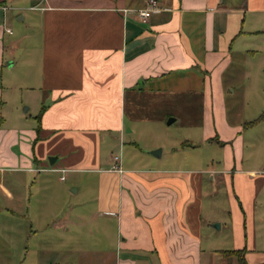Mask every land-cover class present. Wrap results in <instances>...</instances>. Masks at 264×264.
<instances>
[{
	"label": "crops",
	"instance_id": "obj_1",
	"mask_svg": "<svg viewBox=\"0 0 264 264\" xmlns=\"http://www.w3.org/2000/svg\"><path fill=\"white\" fill-rule=\"evenodd\" d=\"M143 2L0 0V204L21 212L32 203L37 210L42 223L28 234L49 238L34 243L43 254L37 264H54L53 252H60L59 264H242L228 252L239 248L244 260L243 245L209 242L225 227L207 207L226 168L206 183L208 165L117 159L114 167L101 149L128 131L126 93L131 101L133 93L169 90L180 77L190 86L197 81L194 71H201L206 102L207 71L227 66L234 40L245 31L246 10L256 20L252 29L264 33V0H156L157 8L140 20L135 9ZM15 64L21 69L9 71ZM48 156H54L51 163ZM58 168L80 173V194L77 176L59 194L48 182L27 183L30 174ZM245 172L255 180V169ZM57 178L63 184L67 175ZM229 184L239 219L240 203L252 209L258 186L244 192ZM55 200L57 208H50Z\"/></svg>",
	"mask_w": 264,
	"mask_h": 264
},
{
	"label": "rangeland",
	"instance_id": "obj_2",
	"mask_svg": "<svg viewBox=\"0 0 264 264\" xmlns=\"http://www.w3.org/2000/svg\"><path fill=\"white\" fill-rule=\"evenodd\" d=\"M16 11L13 9L10 12L9 28L15 23ZM251 15V12L245 11L242 23L245 31L234 40L227 66L222 71H207V76L211 73L212 77L209 79L211 89L208 85L206 102L199 84L201 71H194L197 81L190 86L185 83L186 77H180L174 87L170 86V89L174 88L173 92L166 87L158 93L137 92L130 96L131 101L127 100L129 93H126L125 117L128 121L124 131H128L123 133L122 139L104 144L101 153L106 157L109 154L110 163L114 162L112 156L116 155L118 161L135 165H208L211 171L207 173L206 183L209 174L226 168L227 178L210 192L209 197L213 201L207 207L210 216L223 217L225 227L216 232L217 237L210 236L209 242L218 240L223 248L243 245L245 264H264V33L252 29L256 20L251 19ZM19 69L21 67L15 64L9 71ZM25 106L26 103H22L21 109ZM31 111V105L28 110L25 109L26 114H31ZM168 117L172 120L166 122ZM248 120L253 122L246 124ZM217 138L221 139V144ZM157 148V154L150 152ZM248 168L255 169V180L247 176L245 169ZM8 173L6 177L11 182V172ZM60 173L67 175L63 184L57 178ZM79 174L72 171L41 172L36 176L30 174L27 183L30 180L48 182L59 194L61 187L74 186V183L66 181L77 176L81 185L78 195L82 192V177ZM262 178L263 182L256 185ZM229 182L233 188L238 183L239 189L244 192L251 185L258 186L252 209L244 199L240 203L242 213H239V219L232 210L233 190L227 187ZM218 197L220 200L216 205L214 201ZM57 203L52 201L50 208H57ZM8 206L15 208L13 203ZM24 208L21 212L9 211L0 204V264H37V259L42 258V253L33 249L34 243L49 238L41 232L28 234L30 228L35 229V225L42 221L38 220L37 210L34 213L32 203L25 204ZM212 223L218 222L214 220ZM51 238L57 243L60 240L58 236ZM51 256L55 261L52 263H60V252H53ZM228 263L231 264L230 259Z\"/></svg>",
	"mask_w": 264,
	"mask_h": 264
},
{
	"label": "built area",
	"instance_id": "obj_3",
	"mask_svg": "<svg viewBox=\"0 0 264 264\" xmlns=\"http://www.w3.org/2000/svg\"><path fill=\"white\" fill-rule=\"evenodd\" d=\"M3 9L7 8L8 6L7 5H2L1 6ZM157 8V3H156V0H144L143 4L136 8L135 9V14L136 16L138 17V19L140 20H144L148 15L149 13L152 11V10H155ZM5 31H8V27H5ZM112 159L113 161L115 162L118 158L116 155H113L112 156ZM113 166L116 167L117 165L115 163H113ZM58 170L60 172L63 171L62 168H58ZM59 179H62L63 178V174L60 173L58 175Z\"/></svg>",
	"mask_w": 264,
	"mask_h": 264
},
{
	"label": "trees",
	"instance_id": "obj_4",
	"mask_svg": "<svg viewBox=\"0 0 264 264\" xmlns=\"http://www.w3.org/2000/svg\"><path fill=\"white\" fill-rule=\"evenodd\" d=\"M252 122H253V120H248L245 123L246 124L247 123L249 124V123H252ZM219 143L221 144V141H219ZM242 251H243V248H239V249L229 250L228 252L236 254L239 262L243 264L244 263V260H243L242 253H241Z\"/></svg>",
	"mask_w": 264,
	"mask_h": 264
},
{
	"label": "water",
	"instance_id": "obj_5",
	"mask_svg": "<svg viewBox=\"0 0 264 264\" xmlns=\"http://www.w3.org/2000/svg\"><path fill=\"white\" fill-rule=\"evenodd\" d=\"M171 120H172V117H168V118L166 119V122H169V121H171ZM158 150H159V148H157V149H152L150 152H151V153H156V154H157V151H158ZM53 159H54V156H48V157H47V160H48L49 163H51ZM72 190H73V189H72ZM211 225L217 227V223H211Z\"/></svg>",
	"mask_w": 264,
	"mask_h": 264
}]
</instances>
